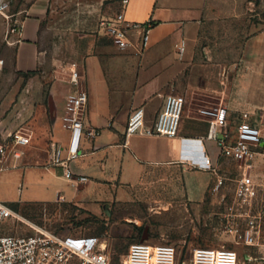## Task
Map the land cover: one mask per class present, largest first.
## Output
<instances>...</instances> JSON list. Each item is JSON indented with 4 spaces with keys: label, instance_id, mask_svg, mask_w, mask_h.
<instances>
[{
    "label": "crops",
    "instance_id": "0c3cea01",
    "mask_svg": "<svg viewBox=\"0 0 264 264\" xmlns=\"http://www.w3.org/2000/svg\"><path fill=\"white\" fill-rule=\"evenodd\" d=\"M12 7L20 32L7 39L2 29L9 23L0 17L1 42L8 40L5 62L30 82L39 78L45 95L42 103L27 105L30 140L21 156L11 149L0 170V201L11 207L74 203L111 226L128 221V233L145 221L146 214L132 218L123 211L138 198L155 200L152 215L184 204L201 216L219 194L212 189L223 187L214 177L229 161L208 139V112L226 106L231 134L247 121L264 135V20L257 18L254 0H14ZM121 12L130 22H154L143 53L119 49L101 25ZM133 40L139 44L138 33ZM73 71L78 86L71 82ZM76 90L89 98L82 156L71 168L86 182L70 180L65 168L52 164L53 143L67 147L70 141L66 98ZM171 94L186 100L178 135L127 139L131 114L143 107L152 126ZM177 172L182 179L174 178ZM23 184L27 193L19 188L7 198L3 189Z\"/></svg>",
    "mask_w": 264,
    "mask_h": 264
},
{
    "label": "built area",
    "instance_id": "2783aa9c",
    "mask_svg": "<svg viewBox=\"0 0 264 264\" xmlns=\"http://www.w3.org/2000/svg\"><path fill=\"white\" fill-rule=\"evenodd\" d=\"M14 0H0V17L8 23L7 39L12 33L20 32V23L13 21L9 14ZM125 4L128 0H123ZM101 25L121 50L135 47L143 53L149 46L153 21L144 23L130 22L123 12L115 19L103 20ZM138 33L139 44L133 36ZM8 41V40H7ZM5 59L0 58V70ZM71 82L80 84L79 73L72 72ZM89 95L86 91L76 90L66 98L67 127L71 132L67 147L53 143V165L66 169L70 180L86 182V176L75 177L71 168L72 161L82 156L81 141L85 133V107ZM186 100L181 95L171 94L165 99L164 107L152 126L146 125L145 110L136 109L130 116L126 138L142 133L175 137L178 135L185 110ZM211 116L208 139L214 140L221 150V156L239 166V180L233 199L226 202L221 219L226 232L240 236L236 242L239 249L226 247L195 248L189 262L181 263L178 250L172 244H152L148 241L132 243L121 264H264V205L258 193L254 178V169L259 163L264 164V135L259 126L243 121L235 135L231 134L228 122V108L219 106L208 112ZM247 117V116H246ZM92 136L97 131L89 133ZM12 151L16 157L21 156L20 147L28 144L30 132L27 130L11 133ZM67 152L64 158L63 153ZM6 151L0 147V170L3 168ZM17 215L13 208L0 201V222ZM18 216V215H17ZM31 234H8L0 236V264H113L102 240L93 235L63 236L39 226H32Z\"/></svg>",
    "mask_w": 264,
    "mask_h": 264
},
{
    "label": "rangeland",
    "instance_id": "374dc122",
    "mask_svg": "<svg viewBox=\"0 0 264 264\" xmlns=\"http://www.w3.org/2000/svg\"><path fill=\"white\" fill-rule=\"evenodd\" d=\"M254 1L257 18L264 20V0ZM13 10L14 7L11 6L9 14ZM2 31L7 34V24ZM1 35L0 30V37ZM7 53V41L3 43L0 38V58L4 59ZM39 84V78L36 82H30L28 75L15 71L6 62L0 71V147L3 146L6 152L12 149V138L9 137L11 133L30 131L25 120V113L30 102H43L45 92L40 91ZM238 166L237 163L231 161H226L222 165L214 179L221 181L220 185L223 187L212 189L213 193L219 194L214 200H209L201 216L191 214L184 204H177L173 213L152 215L149 209L156 208L155 200L152 199V203H146L143 198H138L135 203L124 207L123 211L124 209L129 210L128 216L132 218L137 214L140 216L146 214L145 221L140 229L135 230L136 232L128 233L127 229L130 227L128 221H117L111 226L113 221H106L91 215L74 203H21L12 206L18 216L13 215L0 222V236L31 234L34 232L33 225L63 236L93 235L99 237L103 243L105 242L113 264H121L131 244L140 241L174 245L181 257V263L189 262L194 249L198 247L239 249L242 246L236 242L240 236L226 232L221 219V212L224 211L226 202H230L235 195L239 180ZM174 178L182 179L181 173L177 172ZM254 178L259 189V199L264 205V164L259 163L254 169ZM19 188L23 192L28 191V185L25 184L3 190L7 192V198H10V196L17 195ZM158 237L160 239L156 241L147 240Z\"/></svg>",
    "mask_w": 264,
    "mask_h": 264
},
{
    "label": "bare ground",
    "instance_id": "6f19581e",
    "mask_svg": "<svg viewBox=\"0 0 264 264\" xmlns=\"http://www.w3.org/2000/svg\"><path fill=\"white\" fill-rule=\"evenodd\" d=\"M102 245H103V247H105V242L104 243L102 242Z\"/></svg>",
    "mask_w": 264,
    "mask_h": 264
}]
</instances>
